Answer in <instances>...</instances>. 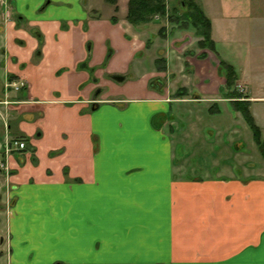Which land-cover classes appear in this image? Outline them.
<instances>
[{
    "label": "crops",
    "instance_id": "obj_1",
    "mask_svg": "<svg viewBox=\"0 0 264 264\" xmlns=\"http://www.w3.org/2000/svg\"><path fill=\"white\" fill-rule=\"evenodd\" d=\"M8 1L0 150L27 147L7 158L8 264H264V158L227 96L264 141V0H194L214 53L131 26L128 0Z\"/></svg>",
    "mask_w": 264,
    "mask_h": 264
},
{
    "label": "trees",
    "instance_id": "obj_2",
    "mask_svg": "<svg viewBox=\"0 0 264 264\" xmlns=\"http://www.w3.org/2000/svg\"><path fill=\"white\" fill-rule=\"evenodd\" d=\"M178 6L173 5L168 8L167 0H128L127 13L125 20L133 27L147 25L156 22L155 17L160 20H166L168 24L175 27L191 28L194 34L199 38L198 47L203 50H209L214 53V43L211 39V23L204 15L201 7L194 0H174ZM117 10V0H105ZM112 23H117L115 16L111 17ZM165 28L158 31V35L163 36ZM158 69L165 70L160 66L163 60L159 59ZM224 72L226 87L233 88L235 85L236 74L234 69L223 61L219 63ZM11 79V78H10ZM228 98L233 99V107L241 113L243 119L252 131L253 139L261 156L264 158V141L261 139L260 131L255 125L254 120L249 112V102L242 101L244 97L235 90L227 94Z\"/></svg>",
    "mask_w": 264,
    "mask_h": 264
},
{
    "label": "rangeland",
    "instance_id": "obj_3",
    "mask_svg": "<svg viewBox=\"0 0 264 264\" xmlns=\"http://www.w3.org/2000/svg\"><path fill=\"white\" fill-rule=\"evenodd\" d=\"M263 0H251L250 3L252 4V6L256 9L259 8V6L257 5V3L262 2ZM167 4H168V8L172 7L173 5L178 6V2L174 1V0H167ZM7 5V8H6ZM26 7V5H24ZM9 1L8 0H0V48L3 46V43L8 42V34L5 33L3 34V30L4 27L7 23V21L12 18L10 17L11 12L9 9ZM8 9V11H7ZM118 9V7H117ZM7 11V12H6ZM101 13L106 14L104 8L102 7ZM24 16V15H23ZM25 17V16H24ZM156 22H153L155 26H157L156 29H158V27L160 26V28L164 27L165 31L168 29V33L171 32V29L177 28V29H183L184 31L186 30H190L192 31V33L194 32L193 29L191 28H182V27H175V25H170L168 24V22L166 20H160L158 19V17H155ZM159 28V29H160ZM159 31V30H158ZM157 31V32H158ZM165 31H164V35H157L159 36V38H163L165 36ZM167 34V32H166ZM162 40V39H160ZM3 58V53L0 50V62L2 61ZM1 67V66H0ZM117 80V79H116ZM118 81V80H117ZM3 85H2V71L0 70V91L2 90ZM234 90L241 94L243 92V88H241L240 86H236L234 88ZM233 102V99H231ZM98 104H94V107H96ZM184 117V115L182 116V118ZM186 117V116H185ZM184 120V118H183ZM185 121V120H184ZM263 138H264V133H263ZM8 140V139H7ZM253 142V140H252ZM254 143V142H253ZM250 150V156L252 158L253 163H258L259 160H262L259 156V154L257 153L256 149L252 147V149H250V147L248 146V149L246 151V153H248ZM264 162V161H261ZM0 237L1 242H0V264H8V257H9V237L8 234L6 232V225H5V213L9 212V204L7 205V198H8V189H7V180H8V175H6L4 172L0 171ZM257 174H262V170H260L259 172H256ZM4 175V176H3ZM2 213V214H1Z\"/></svg>",
    "mask_w": 264,
    "mask_h": 264
},
{
    "label": "built area",
    "instance_id": "obj_4",
    "mask_svg": "<svg viewBox=\"0 0 264 264\" xmlns=\"http://www.w3.org/2000/svg\"><path fill=\"white\" fill-rule=\"evenodd\" d=\"M22 85H18L15 82L6 83L5 87L7 89L12 88L18 91ZM26 143L23 140H7L0 150V171L4 172L6 175L9 174V168L7 165V158L15 151H24L26 149Z\"/></svg>",
    "mask_w": 264,
    "mask_h": 264
},
{
    "label": "flooded vegetation",
    "instance_id": "obj_5",
    "mask_svg": "<svg viewBox=\"0 0 264 264\" xmlns=\"http://www.w3.org/2000/svg\"><path fill=\"white\" fill-rule=\"evenodd\" d=\"M24 87H25V86H24ZM24 87H23V88H24ZM23 88H22V89H23ZM1 239H2V238L0 237V242H1Z\"/></svg>",
    "mask_w": 264,
    "mask_h": 264
}]
</instances>
